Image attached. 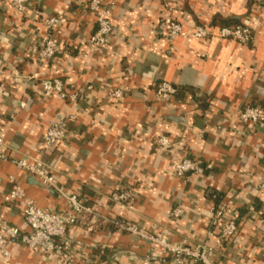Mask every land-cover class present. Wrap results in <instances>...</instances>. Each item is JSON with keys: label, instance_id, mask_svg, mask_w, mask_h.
Masks as SVG:
<instances>
[{"label": "crops", "instance_id": "1", "mask_svg": "<svg viewBox=\"0 0 264 264\" xmlns=\"http://www.w3.org/2000/svg\"><path fill=\"white\" fill-rule=\"evenodd\" d=\"M105 1L115 3V32L106 49L84 58L97 29L88 0H32L26 18L0 0V133L9 155L36 159L48 128L76 112L78 118L69 128L77 138L45 157L60 184L80 190L98 213L115 216L109 195L123 182L136 193L129 213L133 222L191 245L212 229L213 208L244 197L259 214L249 222L246 210L238 207L237 236L224 243L213 238L211 245L222 264H264V197L255 189L264 177V135L249 131L237 117L249 104L264 109V0ZM35 11L43 18L63 17L53 32L63 53L41 65L28 53L31 39L47 32ZM169 19L188 31L248 25L254 41L248 46L218 38L168 41L163 35ZM16 77L25 85L17 84ZM45 79H61L67 93L78 96L77 103L58 95L41 97L37 85ZM164 80L179 89L169 103L155 96V84ZM114 89L127 93L120 104L108 99L107 92ZM22 101L27 107L17 108ZM161 136L177 143L173 154L156 153L155 140ZM185 157L214 168L189 180L178 179L174 165ZM26 176L11 162H0V226L28 230L22 208L4 202L14 186L11 177L39 207L66 211L55 192L30 184ZM176 208L185 213L171 220L168 216ZM68 237L85 258L79 264H152V255L159 253L103 225L93 232L73 226ZM9 249L10 264H58L18 241H11ZM0 264H5L2 256Z\"/></svg>", "mask_w": 264, "mask_h": 264}, {"label": "built area", "instance_id": "2", "mask_svg": "<svg viewBox=\"0 0 264 264\" xmlns=\"http://www.w3.org/2000/svg\"><path fill=\"white\" fill-rule=\"evenodd\" d=\"M2 4L13 8L20 16L26 18L34 4L32 0H2ZM114 2L105 0H88L87 8L96 17L97 29L90 37L88 48L90 53L84 54L89 58L90 54L106 49L115 32ZM35 19L42 20L47 32L44 35L31 39L29 54L37 64L53 60L63 53L61 44L54 38L53 32L63 22L60 15L43 18L40 12L35 11ZM164 38L171 41L177 37L185 39L195 38L202 41H211L215 38L223 41H236L242 45H250L254 41V31L248 25L234 27L213 28L199 26L195 30H185L178 21L169 19L165 22ZM31 80L32 78H28ZM17 84L24 82L15 78ZM25 85V84H24ZM39 95L51 98L58 95L63 100H71L77 103L78 96H70L61 79H45L37 85ZM92 88V86H90ZM178 94V88L169 81H161L155 84L156 99L163 103L171 102ZM108 99L120 104L127 93L122 89L109 90ZM27 102H19L17 108L24 109ZM77 109V108H76ZM241 124L249 126V131L264 135V109L258 104H249L237 114ZM78 113L74 112L61 116L47 130L39 155L36 159H16L9 155L8 146L3 133H0V162H11L26 175L34 176L40 185L52 192L64 202L66 211L57 212L39 207L30 198L14 177L10 180L14 183L12 189L5 195L6 204H17L22 208V216L28 230L9 226L3 223L0 226V256L5 264H10L12 253L9 249L11 241L20 242L25 248L43 257L49 262L58 264H79L84 262L83 256L76 250V242L69 239L70 228L82 225L89 232H93L98 225H103L110 230L132 236L137 240L149 244L152 248H158L159 253L152 255V264H222L217 259V249L211 245V240L217 238L219 243H224L237 236L239 232L238 207L246 210L245 219L252 222L255 215L259 214L255 204L242 197L231 198L218 208H213L210 213V227L204 240L196 244L174 242L165 232H148L141 229L130 218L136 204V193L133 187L120 182L114 192L109 195V209L117 211L115 216H105L89 207L80 190H68L60 184L52 174V167L45 161V157L53 154L59 146H68L77 138V133L69 128L76 121ZM177 143L168 136H161L155 140L156 153L173 154ZM214 165L202 160L188 157L180 159L173 169V175L182 180H189L194 175H202L206 171L213 170ZM259 196L264 197V177H261L255 187ZM125 214V216L121 215ZM182 208H176L169 214L171 220L184 215ZM120 214V215H119ZM264 224V211L260 212Z\"/></svg>", "mask_w": 264, "mask_h": 264}, {"label": "water", "instance_id": "3", "mask_svg": "<svg viewBox=\"0 0 264 264\" xmlns=\"http://www.w3.org/2000/svg\"><path fill=\"white\" fill-rule=\"evenodd\" d=\"M27 181L30 183V184H36V185H40L39 181L34 177V176H29L27 175ZM42 187V186H41Z\"/></svg>", "mask_w": 264, "mask_h": 264}, {"label": "trees", "instance_id": "4", "mask_svg": "<svg viewBox=\"0 0 264 264\" xmlns=\"http://www.w3.org/2000/svg\"><path fill=\"white\" fill-rule=\"evenodd\" d=\"M178 92H179V89H178Z\"/></svg>", "mask_w": 264, "mask_h": 264}]
</instances>
